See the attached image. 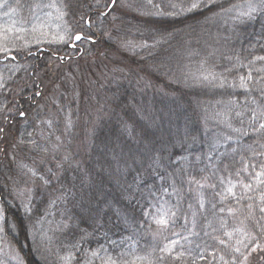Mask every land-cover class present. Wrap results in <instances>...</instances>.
Wrapping results in <instances>:
<instances>
[{"label": "trees", "instance_id": "1", "mask_svg": "<svg viewBox=\"0 0 264 264\" xmlns=\"http://www.w3.org/2000/svg\"><path fill=\"white\" fill-rule=\"evenodd\" d=\"M33 1L52 0L22 6ZM138 1L143 13L123 36L125 53L105 34L117 4L100 17L94 2L65 0L74 29L89 20L90 49L71 57L68 47H42L0 61L8 65L0 88V207L5 238L23 264H62L67 255L80 264L105 250L119 264H231L235 248L247 255L264 243V183L255 178L264 171V129L254 130L264 121L251 122L253 111H264V13L241 22L227 9L245 0H215L211 10L191 12L184 10L191 0ZM96 45L113 53L106 57L111 73L96 91L83 84L75 100L61 103L58 122L50 123L57 132L51 151L38 134L49 122L35 113L44 88L38 75L56 82ZM249 72L246 90L240 76ZM16 172L32 177L26 206L15 198ZM163 212L167 226L156 223ZM50 214L54 237L45 245L36 224ZM166 245L171 253L160 251ZM256 256L251 264H264Z\"/></svg>", "mask_w": 264, "mask_h": 264}, {"label": "rangeland", "instance_id": "2", "mask_svg": "<svg viewBox=\"0 0 264 264\" xmlns=\"http://www.w3.org/2000/svg\"><path fill=\"white\" fill-rule=\"evenodd\" d=\"M21 1L0 0V3L4 4L3 7H0V17L6 18L4 25L0 29V43H6L7 48L9 49L7 52L0 51V61L3 59L7 60L10 55L13 56L17 54L18 56H25L30 49H38L42 47L48 49L52 47L59 50V48L61 49L69 46L72 43L75 34H83L90 40H82L77 45L76 50L68 53L69 56L71 55L72 57L73 54L77 55L79 52L87 51L90 49V45L95 44L96 41L90 36L92 32L85 30L84 28V24L87 28L91 25L89 20L83 21L82 26L80 25L74 29V26L71 25L70 21L67 20V18L65 19L66 14L64 12V7L60 4V2L63 4L65 0H52L45 4H36L35 2L37 1H33V5L31 4L28 8H25V5L22 6ZM88 1H91L92 3L94 2L93 4L95 5V8L98 9L100 17L105 16L100 13L108 12L109 9L113 8L104 7L105 4L110 3V0ZM135 2L136 0H119L117 3L118 8L116 7L114 14H112L107 20L108 27L105 33L107 40L113 43L119 51H123L124 53L125 49L128 48L126 45L129 40H125V37L123 38V36L128 32V29L131 30V28H135V26L139 25V21L141 20L140 15L143 13V10H140ZM137 2L139 1L137 0ZM145 2L149 3L148 0ZM65 5L66 4L64 3V6ZM61 13H63V16H61ZM34 27H36L38 31H33ZM9 29H11V31H8ZM18 29H24V31H18ZM69 31L73 36L71 40H69L67 36ZM41 33H46V35H41ZM58 35H64L65 41H53V36ZM3 37L7 38L6 41H3ZM37 40H39V42H37ZM106 57H113V53L107 51L101 45H96V47L93 48V53H91L89 57L84 60L69 62L65 65V69L63 70L64 74L56 82L50 77L49 79H46V77L43 76V73L38 75L44 88L43 99L38 103L35 113H41V118H46L49 121L45 123L46 129L41 128L38 134L43 142L50 145L51 151L55 148L54 138L57 136V132L51 128L52 125H50V123L55 125L54 123L58 122L56 120L59 119V112L62 109L61 103L67 104L68 102L75 100L81 93V86L83 84L86 85L89 83L90 86H92L91 88L86 89L85 92L91 93L93 89L95 90L97 81L111 73V62L107 61ZM7 68V63H4V65L0 64V88L4 86L3 83L6 77L2 71H6ZM71 115V110L65 114L68 122L71 119ZM34 117L35 116L31 117L29 121H33ZM42 122L43 121L40 120L33 122L32 124L40 126L42 125ZM60 145L61 140L57 142L56 148L58 149V146L60 147ZM66 145L67 144L65 143L64 146ZM58 159L59 157L56 155L55 160ZM35 169L36 168L32 166V174L35 173ZM21 175H23V177ZM13 177L16 178L15 183L17 184L15 188V198H17L22 205L26 206L32 199L34 192L32 184L27 185V183L32 181V177L27 174L25 175L23 172H16ZM52 217L53 215L51 214L48 216L46 215L43 221H41L43 222V225H40V222L36 224V234L39 235V241L45 245H47V243H49L54 237L52 234V227L55 225V222ZM3 219L4 218L0 219V264H23L19 254L5 238L3 232ZM260 245L264 246V243H261ZM98 253L102 258L108 256L112 257L111 253L106 250ZM66 257H69V255ZM71 257L72 258L68 260L64 258L62 264H74V256L71 255ZM86 259H91L92 263L97 261L99 264H102V260L93 258L91 253L86 254L80 264H85Z\"/></svg>", "mask_w": 264, "mask_h": 264}, {"label": "snow or ice", "instance_id": "3", "mask_svg": "<svg viewBox=\"0 0 264 264\" xmlns=\"http://www.w3.org/2000/svg\"><path fill=\"white\" fill-rule=\"evenodd\" d=\"M149 3H152V0H149ZM215 3V0H191V3L189 4V6L184 9L185 11H195V10H199L202 8H209V10H211V6ZM117 4V0H110V3H107L104 5L105 8H110V7H115V5ZM4 4L0 3V7H3ZM54 6V5H53ZM173 7H175L173 5ZM233 9H236L238 12V15L236 17V19L241 20V18H247V19H253L254 15L257 13H264V0H245L243 5H232V7H230L229 9H227V11L231 12L233 11ZM101 15H106L107 13L102 12L100 13ZM61 16H63V13H61ZM59 18V17H58ZM8 31H11V29H9ZM18 31H24V29H18ZM33 31H38V29L36 27L33 28ZM41 35H46V33H41ZM68 39L71 40L73 38L72 33L69 31L67 33ZM86 37L82 36L81 34H75L74 39L76 41H80L82 39H85ZM6 37H3V41H6ZM53 41H65V36L64 35H58V36H53ZM37 42H39V40H37ZM9 49L7 48L6 43H0V51H4L7 52ZM61 59H63L61 57ZM258 59L260 60H264V57H259ZM206 78V77H205ZM245 79L247 80H252V75L249 72L247 77L245 76H240V81H241V87L245 88L247 90V85L244 83ZM261 96H264V89L260 90ZM36 95H41L40 92H37ZM255 103V101H253ZM20 116H24L25 113L23 111H21L19 113ZM237 115H240L239 113H237ZM262 120L264 121V111H262L260 113L259 116H257L256 112L253 111L252 112V118H251V122L253 124L256 123L257 120ZM71 126V121L69 120L68 122V127ZM229 127H231V125H229ZM261 129H264V122H260L258 128H255V131H260ZM234 131H240L239 129H234ZM0 132H3V129L0 128ZM230 138V137H229ZM57 139H59L57 137ZM50 171V170H49ZM33 175H35V173H33ZM264 176V171L258 172L256 173V179L259 183H264V180H261L260 177ZM41 180H44L45 183H48V181L43 177H39ZM195 182L200 188H203L204 185L203 183H201L200 181H189V183H193ZM245 189H250L251 188V184H243L242 185ZM211 187H215L214 185H211ZM227 191L232 194L235 197V193H233L232 191V187H229L227 189ZM241 199H243V197H239L237 198V202H239ZM262 200H264V196L261 197ZM203 201L201 200L200 202V207H203ZM249 208H251L252 206L249 204L248 205ZM221 211H223V209H221ZM232 210L229 209V212H231ZM3 208H0V219L3 218ZM260 212L264 213V207L260 208ZM168 213L167 212H163L160 215V218L156 220V223L158 225L161 226H167L168 224V220L166 219ZM226 236H228L229 238H231L232 233L227 232L225 233ZM254 239V238H253ZM175 241H172L171 244L175 245ZM220 244H226L225 240H220L219 241ZM246 248H248V245H245ZM161 252H167V253H171L172 251V247L166 245L165 247L160 249ZM234 251L236 253L239 254V256H233L232 260H231V264H251L250 262V257L253 256V254H257L256 258H258L261 261H264V246H261L259 244H254L252 247L248 248V254L245 255L243 252L240 251V248H235ZM91 256L93 258H97V259H101L102 260V264H118V262L116 260H114L112 257L108 256V257H100L99 253L96 251H93L91 253ZM242 257V259H241ZM71 255L69 257H66L65 259H71ZM161 259H163V257H161ZM221 259L223 260L224 258L221 257ZM85 264H92L91 259H86L85 260ZM132 264H135V261L132 262ZM151 264V262H150ZM225 264H229L228 261H225Z\"/></svg>", "mask_w": 264, "mask_h": 264}, {"label": "water", "instance_id": "4", "mask_svg": "<svg viewBox=\"0 0 264 264\" xmlns=\"http://www.w3.org/2000/svg\"><path fill=\"white\" fill-rule=\"evenodd\" d=\"M107 13V12H105ZM82 35V34H81ZM83 36V35H82ZM81 41V40H80ZM80 41H76L74 38H73V42L72 44L70 45V48H74L76 44H78ZM8 59H14V56L10 55L8 56ZM2 61H6V59H3Z\"/></svg>", "mask_w": 264, "mask_h": 264}, {"label": "flooded vegetation", "instance_id": "5", "mask_svg": "<svg viewBox=\"0 0 264 264\" xmlns=\"http://www.w3.org/2000/svg\"><path fill=\"white\" fill-rule=\"evenodd\" d=\"M73 50H76V49H73Z\"/></svg>", "mask_w": 264, "mask_h": 264}]
</instances>
